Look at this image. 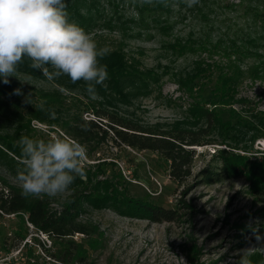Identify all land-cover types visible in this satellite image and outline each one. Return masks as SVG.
<instances>
[{"label":"rangeland","instance_id":"rangeland-1","mask_svg":"<svg viewBox=\"0 0 264 264\" xmlns=\"http://www.w3.org/2000/svg\"><path fill=\"white\" fill-rule=\"evenodd\" d=\"M65 3L69 19L100 47L123 54L127 72L108 75L104 85L96 86L98 98L93 100L83 81L73 83L66 75L48 80L25 58L18 74L27 83L10 77L22 84V95L10 98L21 112L38 101L36 90L60 91L70 101H93L143 125L167 129L179 123L196 129L205 120L193 105L212 110L218 74L230 75L234 92L229 105L216 108L209 143L192 146L191 175L181 184L170 179L168 161L153 151L108 143L85 161V171L111 182L119 196L173 209L174 219L155 222L120 211L111 202L95 207L84 201L78 220L89 234L51 238L24 214L0 211V264H239L245 251L251 264L258 255L264 258V201L253 194L249 181L201 175L219 169L220 149L243 162H264L263 145L257 143L264 139V0H198L192 7L170 0L169 10L156 18L165 30L156 23L140 25L133 0ZM29 93L31 103H25ZM31 124L40 129L34 139L62 135L48 132L37 120ZM13 128L14 123L0 119V135ZM13 157L0 152V178L18 188L22 165ZM73 191L69 187L42 197L58 211Z\"/></svg>","mask_w":264,"mask_h":264},{"label":"trees","instance_id":"trees-1","mask_svg":"<svg viewBox=\"0 0 264 264\" xmlns=\"http://www.w3.org/2000/svg\"><path fill=\"white\" fill-rule=\"evenodd\" d=\"M169 1L164 0L161 3L160 0H153L152 4H142L139 0H133L138 12L139 24L146 27L149 23H156L160 25V29H167L168 27L162 25L156 18L157 14L169 10ZM123 57L121 52L113 51L103 58L108 75L118 76L117 73L126 71ZM217 80L219 82H216L215 88L219 94L216 96L217 99H211V104L214 105L212 110L198 104L193 105L198 115L204 118V127L193 129L177 123L163 129L125 118L117 112L96 106L93 101L83 102L77 98L70 101L60 91L36 90L34 95L38 101L23 113L14 102L10 101L11 97L16 96L13 94L14 90L22 89L21 82L9 77L10 82L4 84L0 79V119L14 123L12 133L0 135L2 148L0 152L5 155L11 152L14 157L22 159L18 141L21 136L33 138L35 133L40 131L31 124L32 120H37L47 126L48 132L57 130L62 134L56 132L59 137L72 138L84 145L87 149V157L98 152L102 145L108 143L116 148L126 146L139 151L157 152L169 163L170 179L181 184L191 175L194 161L192 146L209 143L207 137L216 120V108L219 104L226 106L231 103L234 83L230 81V75L218 74ZM50 110L55 111V118L50 117ZM89 111L93 116L83 115ZM218 116L221 118V111ZM85 128L87 130H84ZM14 157L11 159L14 160ZM216 158L220 163L219 169L207 170L206 173L203 170L201 175L204 174L206 179L215 180L229 179L233 176L247 179L253 194L264 201V162H243L240 157L227 153L224 149L217 151ZM14 161L17 162L16 159ZM98 163L100 164L97 167H101V161ZM93 178V175L86 171L83 176H77L70 186L74 189L73 193L58 211L51 210L46 198H25L21 195L20 187L17 188L4 178H0V211L6 214H24L33 227L51 238H64L75 232L89 234L86 225L78 220L84 201L95 207L111 202L118 205L120 211L136 217L145 216L155 222L175 218L176 212L173 209L159 207L150 201L134 199L125 194L119 196L117 188L111 182ZM253 259L257 260L256 264H264V258L260 255Z\"/></svg>","mask_w":264,"mask_h":264},{"label":"clouds","instance_id":"clouds-1","mask_svg":"<svg viewBox=\"0 0 264 264\" xmlns=\"http://www.w3.org/2000/svg\"><path fill=\"white\" fill-rule=\"evenodd\" d=\"M141 3L152 4L153 0ZM184 3L192 7L198 0ZM108 52L69 19L65 0H0V79L4 84L10 82L9 77L19 79L18 68L27 58L29 66L48 80L66 75L73 83L83 81L88 95L95 100L96 86L108 79L107 65L101 63ZM13 94L22 92L15 89ZM24 102L31 103V93ZM55 116L50 110V117ZM18 143L23 167L18 169L16 179L25 198L63 193L77 176L85 174L87 149L75 139L21 136ZM239 264H251L246 251Z\"/></svg>","mask_w":264,"mask_h":264},{"label":"built area","instance_id":"built-area-1","mask_svg":"<svg viewBox=\"0 0 264 264\" xmlns=\"http://www.w3.org/2000/svg\"><path fill=\"white\" fill-rule=\"evenodd\" d=\"M264 140V139H263ZM259 145H263V148H264V143L261 141V140H258L257 142ZM264 150V149H263ZM59 264H62V263H59Z\"/></svg>","mask_w":264,"mask_h":264},{"label":"bare ground","instance_id":"bare-ground-1","mask_svg":"<svg viewBox=\"0 0 264 264\" xmlns=\"http://www.w3.org/2000/svg\"><path fill=\"white\" fill-rule=\"evenodd\" d=\"M264 143V140H261Z\"/></svg>","mask_w":264,"mask_h":264},{"label":"water","instance_id":"water-1","mask_svg":"<svg viewBox=\"0 0 264 264\" xmlns=\"http://www.w3.org/2000/svg\"><path fill=\"white\" fill-rule=\"evenodd\" d=\"M192 148H195V147H192Z\"/></svg>","mask_w":264,"mask_h":264}]
</instances>
